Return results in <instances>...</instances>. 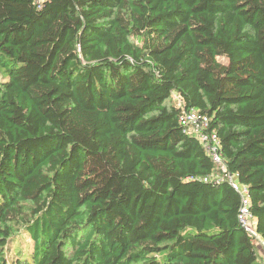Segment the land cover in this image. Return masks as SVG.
<instances>
[{
    "label": "trees",
    "instance_id": "16d2710c",
    "mask_svg": "<svg viewBox=\"0 0 264 264\" xmlns=\"http://www.w3.org/2000/svg\"><path fill=\"white\" fill-rule=\"evenodd\" d=\"M0 66V264H264L179 120L264 242V0H0Z\"/></svg>",
    "mask_w": 264,
    "mask_h": 264
},
{
    "label": "built area",
    "instance_id": "2783aa9c",
    "mask_svg": "<svg viewBox=\"0 0 264 264\" xmlns=\"http://www.w3.org/2000/svg\"><path fill=\"white\" fill-rule=\"evenodd\" d=\"M179 120L186 131L188 130V132L196 135V137L200 139L207 152L212 157L213 162L219 166L223 177L226 178L231 183L232 187L239 193L241 205L238 219L255 243L259 252V258L261 257V260L264 261V242L255 230V222L253 221L254 224L252 223V226L250 225V220L252 218L250 216L251 211L249 207L247 187L244 184H240L236 179L233 178L232 175L227 172L225 163L223 162L221 154L218 151L219 142L216 134L214 132L206 134L209 118L205 115L199 114L195 109H189L182 117H180ZM216 178L220 180L219 176ZM248 224L250 228L247 226Z\"/></svg>",
    "mask_w": 264,
    "mask_h": 264
},
{
    "label": "rangeland",
    "instance_id": "374dc122",
    "mask_svg": "<svg viewBox=\"0 0 264 264\" xmlns=\"http://www.w3.org/2000/svg\"><path fill=\"white\" fill-rule=\"evenodd\" d=\"M42 1V0H39ZM134 41L136 42H140L139 38H133ZM220 62L225 63L226 62V58L225 57H219L218 58ZM6 78V74L4 72V70L2 69V67L0 66V83L3 82ZM171 101L175 102V103H179L178 97L176 95V93L172 94L171 97ZM218 177L215 176V178ZM255 222V218L250 220V225L252 226V223L254 224ZM249 227V224L247 225ZM250 228V227H249ZM248 233V232H247ZM31 239L29 238V236L25 233V230L21 229L16 237V242L14 243V245L11 247L13 249V251H10V258H17V257H21L23 255H25V253L28 252V249L31 248Z\"/></svg>",
    "mask_w": 264,
    "mask_h": 264
},
{
    "label": "bare ground",
    "instance_id": "6f19581e",
    "mask_svg": "<svg viewBox=\"0 0 264 264\" xmlns=\"http://www.w3.org/2000/svg\"><path fill=\"white\" fill-rule=\"evenodd\" d=\"M238 214H239V213H238ZM250 216H251L252 219H254V218L252 217V215H251V212H250Z\"/></svg>",
    "mask_w": 264,
    "mask_h": 264
}]
</instances>
